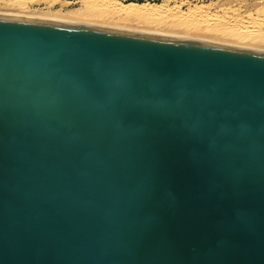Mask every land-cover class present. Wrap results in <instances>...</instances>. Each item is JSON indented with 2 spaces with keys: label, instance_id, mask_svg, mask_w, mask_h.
<instances>
[{
  "label": "water",
  "instance_id": "1",
  "mask_svg": "<svg viewBox=\"0 0 264 264\" xmlns=\"http://www.w3.org/2000/svg\"><path fill=\"white\" fill-rule=\"evenodd\" d=\"M0 264H264V52L0 15Z\"/></svg>",
  "mask_w": 264,
  "mask_h": 264
},
{
  "label": "bare ground",
  "instance_id": "2",
  "mask_svg": "<svg viewBox=\"0 0 264 264\" xmlns=\"http://www.w3.org/2000/svg\"><path fill=\"white\" fill-rule=\"evenodd\" d=\"M246 3L242 4L245 13L240 12L239 5L237 8L229 5L228 8L220 11L218 9L215 12L209 10L211 6L192 7L183 13L180 7L171 9L163 4L124 5L113 0H82L77 10H63L65 4L62 0H0V15L22 17L26 14V16L32 15L30 17L35 16L34 19L40 17L43 20L51 19V21L81 25L134 28L156 32L157 34L154 35L170 33L172 36H185L199 41L206 40L215 44L261 51L264 49V4ZM54 7H58L57 10H54ZM251 7L253 11H250ZM128 29L118 30L131 31Z\"/></svg>",
  "mask_w": 264,
  "mask_h": 264
},
{
  "label": "rangeland",
  "instance_id": "3",
  "mask_svg": "<svg viewBox=\"0 0 264 264\" xmlns=\"http://www.w3.org/2000/svg\"><path fill=\"white\" fill-rule=\"evenodd\" d=\"M62 1L65 4L63 6V10H77L80 7L79 6L80 5V1H82V0H62ZM113 1H117L120 4H124V5L127 4V3L128 4L129 3L149 4V5H153V6H158V5H162L163 4V5H166L168 8H171V9L174 8V7H178V8L180 7L179 9L183 13L187 12V10L189 8H192V7H205V6H208V7L211 6L209 8V10L211 12H215L218 9H219L218 11H220V9L228 8L229 5H230V7L232 6L233 8H237V6L239 5V6H241L240 7V12L241 13H245V11H246V10H244L245 7L242 6V4L245 3V2H247L246 4H248V5L254 4V3H258V5L259 4H262V3L264 4V1L263 0H113ZM57 8L58 7H54L53 9L54 10H57ZM33 9L36 10L35 8H33ZM33 9H31V10H33ZM241 9H243V10H241ZM250 11H253L252 7L250 8ZM24 16H26V14L23 15L22 17H24ZM30 16H32V15H28L26 17L27 18H35V16H33V17H30ZM36 18L43 19V18H40V17H36ZM45 19H47V18L45 17ZM92 26L107 27V28H111L112 27V28H115V29H128V28H120V27H116V26H101V25H92ZM128 30H131V31H139V32H144V33H151V32L137 30V29H134V28H131V29L129 28ZM151 34H157V33L156 32L155 33L152 32ZM158 35H165V36L167 35L169 37H176V38H182L183 37V36L181 37V36H177V35H173L172 36V34H170V33L169 34H167V33L166 34H164V33L163 34L158 33ZM183 38H185V39L187 38L188 39L189 37H185L184 36ZM189 39L195 40V38L194 39L189 38ZM196 40L199 41V39H196ZM200 41L209 42V41H206V40H200ZM213 44H215V42ZM218 44H221V43H218ZM221 45H223V44H221ZM227 45H229V44H227ZM238 47H240V46H238ZM251 50H256V49L251 48ZM257 50H259V49H257ZM261 51H264V49H262Z\"/></svg>",
  "mask_w": 264,
  "mask_h": 264
}]
</instances>
